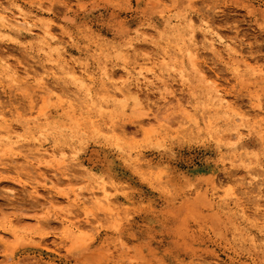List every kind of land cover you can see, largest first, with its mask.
<instances>
[{
	"label": "rangeland",
	"instance_id": "obj_1",
	"mask_svg": "<svg viewBox=\"0 0 264 264\" xmlns=\"http://www.w3.org/2000/svg\"><path fill=\"white\" fill-rule=\"evenodd\" d=\"M1 7L0 264H264V0Z\"/></svg>",
	"mask_w": 264,
	"mask_h": 264
},
{
	"label": "bare ground",
	"instance_id": "obj_2",
	"mask_svg": "<svg viewBox=\"0 0 264 264\" xmlns=\"http://www.w3.org/2000/svg\"><path fill=\"white\" fill-rule=\"evenodd\" d=\"M0 22L5 26V27H8V30L9 31H11V30H16L15 32H17V31H21L23 28H25V26H27V25H29V17H28V15L25 13V12H23L22 10H19V13H18V17L17 18H12V15H10L9 14V10L7 9V8H5V7H1L0 8ZM2 30V29H1ZM4 30V29H3ZM7 30V31H8ZM32 33V32H31ZM17 34V33H16ZM24 34V33H23ZM209 36V35H208ZM210 37V36H209ZM206 39H208L209 41H210V46H211V48L212 49H214L215 48V45H214V42H213V39L211 40V37L210 38H207V37H205ZM165 55V54H164ZM151 59H148V61H150ZM72 70V69H71ZM72 72H73V70H72ZM76 72H78V71H76ZM68 73V72H67ZM75 73V72H74ZM84 72H82V74H83ZM87 73V72H86ZM80 74V73H79ZM152 78H147V77H145V76H143L142 75V73L141 72H139L138 73V75L141 77V79H139V78H136L135 79V83H132L133 85H134V88L136 89V91H133V93H131V89H130V85H132L131 83H130V85L129 86H124L125 87V89L124 88H118V89H116V90H118L117 92H114L115 94L117 93V94H121V95H123V96H125L126 94H128L129 93V95H130V93H131V95L132 94H134L135 95V98L136 99H139V90L142 88V86L144 85L145 87H147L148 88V90H149V87L155 82V81H158L159 83H161V84H163V85H166V81L163 79V78H160L158 75H156V73L153 71L152 73ZM76 75V74H75ZM84 75V74H83ZM127 75H129V74H127ZM91 76V75H90ZM131 76V75H130ZM129 76V77H130ZM84 78V77H83ZM85 83H87V82H85ZM161 86V85H160ZM120 87V86H119ZM115 90V91H116ZM124 90H126L125 92H124ZM128 92V93H127ZM125 93V94H124ZM163 94V93H162ZM128 95V96H129ZM127 96V95H126ZM163 99V101H164V105L166 106L168 103H170V100H168V99H166L165 97H163L162 98ZM152 115V114H151ZM149 120V119H148ZM151 120V119H150ZM144 121V120H143ZM146 121V120H145ZM144 121V122H145ZM148 122V121H147ZM150 122V121H149ZM148 122V123H149ZM153 122V121H152ZM152 122H150V123H152ZM148 123H146L145 125H149ZM1 131V130H0ZM6 131V133H8V132H10V130L9 129H7V130H5ZM9 139V138H8ZM43 143H41V142H38V143H36V144H34V147L35 148H33V149H29V150H27V152H19L18 154H16L15 156L17 157V159H20V160H23V163L25 164L23 167H21V168H18V170H19V175L20 176H23V177H25L26 179H27V181H29V183L27 184L28 186H30L31 188H32V190L34 191V192H36L39 188V186H38V181H36L37 179H41L43 182H45V184H51V185H55L56 183L58 184V180L56 179V181L54 180V179H52L51 177H49V176H46L45 174H43V173H39V171L41 170V169H43L42 168V165H44L45 164V162H44V160L46 159V158H49V157H52L53 156V154L48 150V149H44V147H43ZM24 146H22V145H19V148L18 149H21V148H23ZM18 155H20V156H18ZM15 159L16 158H14V159H11V161H10V164L11 163H15ZM12 168H14V169H17V167H12ZM8 169H10V167H8L5 163H3L1 160H0V172H2V171H5V170H8ZM53 171H55V172H60V171H65V175L67 176V177H69V176H72L71 174H72V171L71 170H68V167H66V166H56V165H53V169H52ZM43 172H45L44 170H43ZM57 174V173H56ZM56 174H55V176H56ZM24 178V179H25ZM54 178V177H53ZM59 183L61 184V180L59 181ZM24 186H26V185H24ZM27 188H29V187H27ZM41 189H43V188H41ZM40 190V189H39ZM43 190H45V189H43ZM39 196V195H38ZM79 196V195H78ZM84 199V198H83ZM86 215H90L89 213H86ZM87 221H89L90 222V220L89 219H87ZM80 225V224H79ZM83 226H85V225H83ZM80 228H81V226H80ZM82 228H86V226L85 227H82Z\"/></svg>",
	"mask_w": 264,
	"mask_h": 264
}]
</instances>
